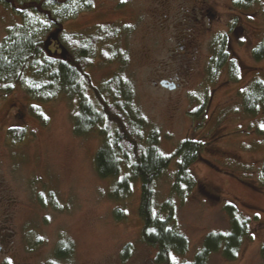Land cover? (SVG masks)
<instances>
[{
    "label": "rangeland",
    "instance_id": "rangeland-1",
    "mask_svg": "<svg viewBox=\"0 0 264 264\" xmlns=\"http://www.w3.org/2000/svg\"><path fill=\"white\" fill-rule=\"evenodd\" d=\"M235 1L67 0L24 14L0 2L2 44L16 45L25 33L63 57L54 46H72L64 32L74 33L77 43L90 30L106 29L107 36L96 32L101 40L95 46L83 42L93 54L85 70L104 97L110 78L120 82L127 120L144 139L155 134L170 157L155 181L153 203L157 212L171 211L174 228L186 238L175 263L191 261L208 232L228 230L227 201L247 219L248 235L234 259L212 252L206 264L262 263L264 115L261 107L254 115L244 111L243 93L255 79L264 83V58L251 57L264 38V0L246 8ZM220 53L225 61L217 66ZM27 88L24 83L0 95V264H162L140 238L139 183L123 198L109 196L115 178L94 169L99 135L73 130L76 99L60 94L39 103ZM30 105L47 117L44 125ZM9 128L25 134L12 140ZM184 140L201 148L185 170L188 183L180 184L174 152ZM118 208L122 219L113 215ZM60 245L70 249L67 260L55 257Z\"/></svg>",
    "mask_w": 264,
    "mask_h": 264
},
{
    "label": "trees",
    "instance_id": "trees-1",
    "mask_svg": "<svg viewBox=\"0 0 264 264\" xmlns=\"http://www.w3.org/2000/svg\"><path fill=\"white\" fill-rule=\"evenodd\" d=\"M67 0H0L13 13L24 14L45 12L47 6L63 5ZM251 0H236L235 5L246 8ZM47 13V12H46ZM61 31L64 32L62 28ZM101 33L107 36L106 29L90 30L81 35L82 42H74V33L64 32L67 40L72 42L68 49L60 48L63 57H56L49 53L47 42L41 37L28 36L19 40L18 44L10 46L0 43V95H7L15 86L27 84V92L32 93L33 100L39 103L50 102L60 94L70 100L76 99L77 109L72 115L73 130L78 135L89 131L96 132L101 145L94 155V169L101 178L113 177L114 186L109 193L114 199L127 195L133 183H139V198L137 214L141 220L140 238L148 246L155 249L154 260L162 264H206L212 252H220L226 259H234L242 241L248 235V221L239 215L237 207L232 202H225L223 210L228 216L229 225L225 232H208L204 235L200 248L195 252L191 261L175 263L173 256L186 251V238L179 233L172 224V213L166 208L161 212L154 209V184L157 177L167 168L170 157L159 150L158 138L151 134L144 139L139 131L134 129L127 120L122 97L126 91L115 78H110L105 86H111L104 97L86 72L90 66V47L101 40ZM110 35V34H108ZM86 38V39H85ZM87 41V46L82 45ZM100 57L106 59L101 53ZM254 61L264 58V38L251 50ZM217 66L225 61L220 53ZM243 93L244 111L252 115L261 107L264 115V83L259 79L252 81ZM122 92V95L120 94ZM94 99H92V97ZM108 97V98H107ZM30 113L44 125L47 117L37 105H30ZM9 138L20 140L25 134L23 128H9L6 130ZM264 135V129L262 131ZM200 144L196 141L184 140L175 149L179 157L177 162L176 179L181 183H188L185 170L188 163L194 161ZM119 176V177H118ZM260 185L264 188V157L260 168ZM49 196H52V194ZM53 199V197H51ZM116 219H122L124 212L116 209L113 212ZM130 245H126L123 254L129 253ZM259 253L264 264V242ZM70 249L59 246L55 251L57 260H67ZM55 264V263H52ZM68 264V263H66Z\"/></svg>",
    "mask_w": 264,
    "mask_h": 264
},
{
    "label": "water",
    "instance_id": "water-1",
    "mask_svg": "<svg viewBox=\"0 0 264 264\" xmlns=\"http://www.w3.org/2000/svg\"><path fill=\"white\" fill-rule=\"evenodd\" d=\"M160 85L165 86V87H167L169 89H173L174 88V84L173 83L169 84V83H167V81H161Z\"/></svg>",
    "mask_w": 264,
    "mask_h": 264
},
{
    "label": "snow or ice",
    "instance_id": "snow-or-ice-1",
    "mask_svg": "<svg viewBox=\"0 0 264 264\" xmlns=\"http://www.w3.org/2000/svg\"><path fill=\"white\" fill-rule=\"evenodd\" d=\"M9 264H11V261H9Z\"/></svg>",
    "mask_w": 264,
    "mask_h": 264
}]
</instances>
